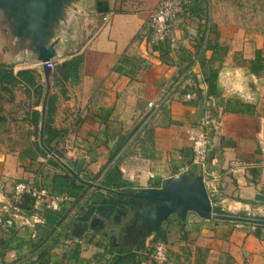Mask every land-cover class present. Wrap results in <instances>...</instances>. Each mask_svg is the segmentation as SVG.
<instances>
[{"label": "crops", "instance_id": "obj_1", "mask_svg": "<svg viewBox=\"0 0 264 264\" xmlns=\"http://www.w3.org/2000/svg\"><path fill=\"white\" fill-rule=\"evenodd\" d=\"M157 1H58L46 45L52 44L54 64L74 57L79 61L76 74L63 77L56 94L51 125L60 133L53 142L65 144V156L74 165L83 159L76 172L85 185L78 197L64 194L67 199L57 211L22 202L14 226L0 230V264H153L155 231L141 240L144 231L129 223L131 217L104 229L87 228L78 239L70 237L71 224L94 194L122 202L125 198L116 192L160 187L165 178L183 171L201 175L206 190L213 191L212 211L214 206L232 212L253 206L264 213V201L253 198L264 195V38L244 35L245 28L234 22L209 21L206 0H190L172 22L171 63L165 64L144 35L138 37ZM24 34L12 40L16 55L10 66L14 72L31 69L40 86L45 79L37 50ZM234 52L240 63H233ZM137 57L144 63L142 73ZM209 68H217L218 96L207 85ZM138 72L142 85L156 88L154 98L174 84L150 117L136 104L140 93L132 80ZM51 73L48 85L50 77L59 76ZM36 106L31 109L39 110ZM39 111L41 120V105ZM203 120L208 121L207 149L203 161L194 162L186 130L204 127ZM18 157L32 163L41 155L30 161L22 152L2 154L4 195L16 181L34 176L18 166ZM10 178L12 185L3 189L2 179ZM177 218L159 225L165 240L157 241L168 244L166 264H264V224L203 218L193 211L184 223ZM56 224L60 229L48 233Z\"/></svg>", "mask_w": 264, "mask_h": 264}, {"label": "rangeland", "instance_id": "obj_2", "mask_svg": "<svg viewBox=\"0 0 264 264\" xmlns=\"http://www.w3.org/2000/svg\"><path fill=\"white\" fill-rule=\"evenodd\" d=\"M27 8L28 0H0V62H4L2 60L10 61V63H5L7 65H11V61L14 60L16 55V47L12 44V40L16 42L19 39L13 32V26L19 20L25 18ZM203 9L207 11L209 21L215 17L221 21L234 22L245 28L243 31L244 35L250 38H257L258 36L264 38V0H209L205 2ZM24 36L33 42L30 30H27ZM68 49L66 48V51ZM233 57L235 58L233 63H240V55L237 52H234ZM23 60L22 58L19 59V61ZM57 64L59 62L55 63L52 71L55 70ZM147 65L149 66L148 63ZM138 67L141 73L145 69L144 63L138 64ZM140 72L132 80L135 83L136 91L140 93L136 104H140L141 112H148L147 102L156 99L154 98L156 88L142 85L139 78L142 75ZM58 75V79L51 77L49 79L47 94L54 97L53 105L56 103V94L59 96L57 92L60 90L61 93L65 83L63 76L59 73ZM160 87L165 88L166 83ZM45 88L46 86L43 80H41L39 89L30 88L25 90L21 85L12 87L9 90L0 87V162L2 161V154L4 153L12 151L24 153L29 148L33 149L31 142L37 140V135L34 134L27 119L29 118V112L33 105H37L36 107L40 110ZM146 115H143V117ZM52 144L55 146L58 155L57 158H55V155L47 153L46 156H41L40 160L32 163H29L25 158L18 157L17 160L19 163L18 166L31 171L36 178V182L48 188H51L52 179L56 174H60L66 170L72 171L75 166L65 156L66 149L63 142H57L55 140ZM13 181V178H10V180L2 179V188L8 189ZM213 212L264 218V213L254 210L253 206L247 210H234L233 212L225 207L221 209L219 206H214ZM172 214L167 215L163 222H167L170 218H177ZM177 220L180 222L178 218Z\"/></svg>", "mask_w": 264, "mask_h": 264}, {"label": "water", "instance_id": "obj_3", "mask_svg": "<svg viewBox=\"0 0 264 264\" xmlns=\"http://www.w3.org/2000/svg\"><path fill=\"white\" fill-rule=\"evenodd\" d=\"M59 0H28V8L23 20L13 26L16 36H22L27 30L32 34V41L37 50V61L43 62L53 58L52 44L46 45L48 27L57 11ZM46 83L45 96L41 104L42 118L45 109V99L48 90V74L50 69L41 65ZM220 86L215 87V95L220 93ZM83 162L78 159L72 172L77 171ZM124 197V201H110L109 197H99L94 194L86 206L79 210V215L72 222L70 237L78 239L89 229L99 230L120 223L121 217H131L130 222L139 230L154 232L161 221L173 213L184 223L186 213L193 211L203 218H217L264 224V219L235 214L215 213L212 211L214 197L210 196L205 188L201 175L189 176L186 172L165 178L160 187H143L137 191L126 190L116 192ZM251 197V196H250ZM254 199L264 201V195L254 194ZM128 223V224H129ZM112 229L109 227V231ZM108 234L107 230L104 232ZM112 239V236L109 235Z\"/></svg>", "mask_w": 264, "mask_h": 264}, {"label": "built area", "instance_id": "obj_4", "mask_svg": "<svg viewBox=\"0 0 264 264\" xmlns=\"http://www.w3.org/2000/svg\"><path fill=\"white\" fill-rule=\"evenodd\" d=\"M208 1L206 0V2ZM189 3L190 0H158L149 10L140 27L138 37L143 34L151 46L160 43H172L174 41L172 22L182 7L189 5ZM102 19L107 22L108 16L104 15ZM37 64H44L49 69H53L55 65L52 58L43 62L37 61ZM173 87L174 84L163 96L147 102V117H150L159 109ZM202 124L204 125L202 128L190 127L186 130V137L190 143L194 162L203 161L207 149L208 129L205 126L208 121L203 120ZM208 194L212 196L213 191L208 192ZM24 196H28L31 199L34 207L50 211L59 210L61 204L67 199L66 195L52 193L46 186L37 184L36 178L32 175L16 181L7 195L0 193V230L7 231L14 226V217ZM53 229L58 231L60 225L56 224ZM167 253L168 244L166 242H155L150 252L153 264H166Z\"/></svg>", "mask_w": 264, "mask_h": 264}, {"label": "trees", "instance_id": "obj_5", "mask_svg": "<svg viewBox=\"0 0 264 264\" xmlns=\"http://www.w3.org/2000/svg\"><path fill=\"white\" fill-rule=\"evenodd\" d=\"M204 46V48H206ZM152 49L158 52L159 59L161 62L165 64H170L171 61L168 58L169 52V44L168 43H160L157 45H152ZM125 58H122L124 61ZM78 58H70L66 62H61L56 65L54 71H52V76L56 77V74L59 73L64 78H67L72 73L76 74L77 71V63ZM136 62L141 63L143 60L139 57L135 59ZM121 68V64L117 66V69ZM34 72L31 69L25 68L13 71L12 66L5 64L4 62H0V87L6 90L11 89L17 85H21V87L25 90L30 88H40L39 85L36 84L34 79ZM217 74V68H209L207 74V85L213 90L215 87V78ZM53 100L54 97L52 95H48L45 101V110L43 115L42 124L40 125V117L41 113L37 109H31L29 112L28 123L32 127L33 132L37 135V140L32 143L33 149L29 148L25 150L23 153L24 156L29 157L30 161H34L37 155L46 156L47 153H51L55 155L57 158V152L55 150V146L52 144L53 140L59 135L60 131L55 129L51 125V115L53 111ZM56 163V162H55ZM57 164V163H56ZM85 185V182L77 179V172H72L71 170L63 171L60 174H56L51 182V188L49 189L52 193L55 194H66L69 196L78 197L81 195V191ZM22 202H28L32 205L31 199L28 196H24ZM20 205V204H19ZM220 213V212H216ZM224 214V213H223ZM256 227L260 225H254ZM48 227H50L48 225ZM52 227L47 231L48 233H54ZM151 232H143L141 235V240L150 235ZM257 235V230L254 232ZM158 239L165 240V232L158 226L157 230L154 232V236L152 241L156 242ZM140 240V241H141ZM138 247L142 246V242L138 243Z\"/></svg>", "mask_w": 264, "mask_h": 264}, {"label": "bare ground", "instance_id": "obj_6", "mask_svg": "<svg viewBox=\"0 0 264 264\" xmlns=\"http://www.w3.org/2000/svg\"><path fill=\"white\" fill-rule=\"evenodd\" d=\"M236 72V74L240 77V73L239 72H237V71H235ZM222 74H223V72H222ZM242 75V74H241ZM237 89L241 92V91H243L242 89L243 88H241V87H237Z\"/></svg>", "mask_w": 264, "mask_h": 264}]
</instances>
